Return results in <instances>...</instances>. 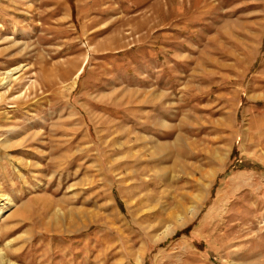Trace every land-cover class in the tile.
I'll return each mask as SVG.
<instances>
[{
  "label": "rangeland",
  "instance_id": "1",
  "mask_svg": "<svg viewBox=\"0 0 264 264\" xmlns=\"http://www.w3.org/2000/svg\"><path fill=\"white\" fill-rule=\"evenodd\" d=\"M1 209V264H264V0H0Z\"/></svg>",
  "mask_w": 264,
  "mask_h": 264
},
{
  "label": "crops",
  "instance_id": "2",
  "mask_svg": "<svg viewBox=\"0 0 264 264\" xmlns=\"http://www.w3.org/2000/svg\"><path fill=\"white\" fill-rule=\"evenodd\" d=\"M151 44V43H148ZM146 45V44H145ZM138 44L137 48L135 49L136 54L138 56L136 57V64H138V67L142 70H145L146 76H143V72L136 71L135 80L137 84H147L149 81H151L152 85L153 82L157 84V77L156 75L158 72L160 73L162 77V71L163 69L168 68V62H169V56L167 53L161 54V57L159 59H153V56L155 53L152 51V48L150 46H145ZM167 41L165 42V47L167 48ZM142 47V48H141ZM141 48V49H140ZM141 70V71H142ZM162 86V81H161ZM156 109V108H155Z\"/></svg>",
  "mask_w": 264,
  "mask_h": 264
},
{
  "label": "bare ground",
  "instance_id": "3",
  "mask_svg": "<svg viewBox=\"0 0 264 264\" xmlns=\"http://www.w3.org/2000/svg\"><path fill=\"white\" fill-rule=\"evenodd\" d=\"M9 203H11V202H9ZM9 203L7 204V206H9V207H10V206H11V204H9ZM7 206H6V207H7ZM2 210H3V209H1V210H0V212H1ZM4 211H5V210H4ZM0 215H2V214L0 213ZM3 261H4V260H3ZM3 261H2V263H3ZM5 262H7V263H8V261H5ZM0 264H1V262H0ZM8 264H9V263H8Z\"/></svg>",
  "mask_w": 264,
  "mask_h": 264
}]
</instances>
